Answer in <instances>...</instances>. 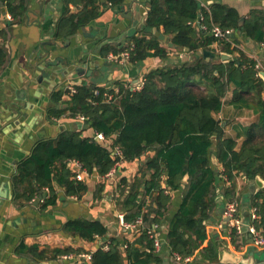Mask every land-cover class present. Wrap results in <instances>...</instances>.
<instances>
[{
	"label": "trees",
	"instance_id": "1",
	"mask_svg": "<svg viewBox=\"0 0 264 264\" xmlns=\"http://www.w3.org/2000/svg\"><path fill=\"white\" fill-rule=\"evenodd\" d=\"M2 1L16 22L26 15L30 3V0ZM63 1L79 11L62 17L55 32L57 38L65 39L77 33L101 15L102 0ZM126 1L106 0L104 4L118 7ZM161 27L165 35L173 36L175 46L187 49L194 59L152 70L145 75L140 91L122 84L118 85V93L90 85L77 86L68 104V117H85L95 134H102L104 141L111 143L98 142L95 136L86 137L82 130L62 131L56 138L37 142L30 156L18 163L13 177V200L18 207L33 203L40 192L48 190L39 204L41 212L46 213L57 205L60 188L67 197L83 199L87 194L88 185L75 178L77 172L71 163H79L89 175L108 179L119 162H133L150 151L155 152L125 196L128 179L120 178L118 186L119 205L133 206L125 214V222L134 224L142 220L140 236L134 242L124 237L110 238L105 243L108 250L99 247L92 253L90 264H163V257L157 253L155 234L150 231L165 218L171 202L170 191L183 185L187 186L184 202L170 223L167 243L171 255L182 260L193 257L207 238L204 223L218 204L211 149L216 150L222 166L220 175L227 182L225 198L236 199L239 176L248 180L264 177V79L257 76L254 58L232 48L236 42L233 37L218 39L212 33L215 27L233 35L240 31L264 45V12L254 10L243 18L236 9L223 4L207 10L197 0H151L146 29L133 36L124 48L105 46L103 55L129 51L130 62L136 64L153 57L165 58L166 48L152 34L153 29ZM7 37L8 32L0 29V39L6 41ZM215 43L218 48L212 49ZM204 50L232 58L225 62L209 60L201 54ZM8 58V51L0 44V71ZM229 92L233 93L231 104L235 108L251 110L257 117L255 123L243 128L244 140L239 149L236 138L225 136L224 127L216 117ZM63 94L55 92L53 102L58 104ZM106 95H112V100ZM65 112L55 108L49 111L54 118ZM116 149L121 151V156L115 154ZM187 175L188 182L184 184ZM104 190V184L96 185L95 201L103 198ZM252 205L257 216L252 224L264 235V189L254 196ZM62 229L88 242L104 239L108 234L102 222L85 218L70 220ZM229 231L238 247L241 235L235 228ZM16 251L38 262L57 263L64 255L84 253L83 249L71 247L41 250L37 245L27 246L24 241ZM203 251L207 260L217 259L213 245Z\"/></svg>",
	"mask_w": 264,
	"mask_h": 264
},
{
	"label": "crops",
	"instance_id": "2",
	"mask_svg": "<svg viewBox=\"0 0 264 264\" xmlns=\"http://www.w3.org/2000/svg\"><path fill=\"white\" fill-rule=\"evenodd\" d=\"M207 10L215 4L230 6L247 18L252 11L264 12V0H197ZM103 3V1H102ZM151 0H127L118 7L107 6L103 3L101 15L87 25V34L91 36L73 39L69 47L52 46L48 41L53 39V32L68 13L79 11L78 7L67 6L63 0H30L28 11L20 22H16L8 12L3 1L0 0V29L8 32L7 40L0 39L8 51V63L0 71V264H90L81 256L95 252L99 247L104 249L105 243L113 237H124L129 242H134L141 234V229H125L121 225L120 215L124 217L133 206L123 207L119 205L118 186L120 178L128 179V187L124 196L130 191L131 185L147 163L148 158L153 157L155 152H148L140 160L133 162L121 161L113 170H116L117 179L112 177L101 178L94 174L89 175L82 171L83 180L88 185V192L83 199L76 196L67 197L63 188L59 189L57 205L46 213L41 212L39 205L34 202L18 207L13 198H5L1 195L13 193V177L17 174L19 162L30 156L34 145L43 140L56 138L62 131H80L84 136L94 137L92 128L83 129L80 117L71 119L68 117V104L74 94L71 88L81 85H90L108 90H118L122 84L133 90L139 80H144L152 70L158 68L174 67L194 59V56L183 47H172L173 36L164 34V28L152 30L162 47L166 48L165 58L153 57L141 63L128 62L117 64L108 60L112 53L103 55V48H124L131 38L146 29V19L150 11ZM6 12V15L4 13ZM213 33V32H212ZM160 36V37H159ZM61 40L62 38L54 37ZM233 38L232 48L239 49L246 55L262 62L264 65V45L252 41L245 33L237 31ZM4 42V43H3ZM47 43L43 45L42 43ZM212 49L218 48L215 43ZM205 51V50H204ZM203 51H201V54ZM226 56L228 61L232 57ZM74 61V62H73ZM75 63V64H74ZM99 66V67H98ZM93 75L89 76V72ZM84 73V75H79ZM73 75L72 78L70 76ZM70 92H67V89ZM55 92H63L58 104L53 102ZM233 93L229 92L224 100L223 108L216 115L224 127L227 137L236 138L238 149L243 143V128L251 126L257 121L256 115L247 109H237L232 104ZM117 98L116 101H119ZM66 110L60 118L51 117L49 111ZM87 120V119H86ZM97 140V139H96ZM105 140V139H104ZM99 141L110 144L111 141ZM211 162L217 174V207L209 220L205 221L206 240L201 248L197 249L189 262H177L171 255L168 246V229L171 221L179 212L186 193L187 186L183 185L179 190L170 191L171 202L165 218L158 226H154L156 238L161 247L157 253L163 257V264L168 261L172 264H214L218 263L207 260L203 249L213 245L220 257L222 250L227 253L235 252L236 256L248 255L254 252L258 260L264 258V246H256L252 243V235L245 227L239 246L231 239L228 224L224 217V209L227 201L223 191L226 190L227 182L220 175L222 166L215 164L211 152ZM77 162L71 163L74 172H77ZM112 170V171H113ZM108 177V176H107ZM150 176L147 178L149 179ZM264 183V177L258 176ZM254 180H248L239 176L236 180V199L239 205L241 219L252 224L251 216L255 212L252 205L254 196L262 191ZM104 184L103 198L95 201L96 185ZM165 186V184H163ZM47 194L48 190L42 191ZM14 197V194H13ZM143 197V194L140 195ZM38 199V197H37ZM122 199V197H121ZM150 203V200H147ZM80 218L102 222L107 230V237L96 239L94 242L85 241L79 237H72L64 232L62 226L70 221ZM253 225V224H252ZM129 230V231H127ZM261 232V231H260ZM263 235V233L261 232ZM264 236V235H263ZM24 241L27 246L37 245L41 250L45 248H74L83 249L80 255H64L59 262L35 261L28 255L17 253V247ZM125 248V246H124ZM251 257L249 262L253 263ZM256 264V262H255Z\"/></svg>",
	"mask_w": 264,
	"mask_h": 264
},
{
	"label": "built area",
	"instance_id": "3",
	"mask_svg": "<svg viewBox=\"0 0 264 264\" xmlns=\"http://www.w3.org/2000/svg\"><path fill=\"white\" fill-rule=\"evenodd\" d=\"M213 34L218 39L232 38V36H233L232 32H230V31L225 32L218 27H215L213 29ZM108 60L111 62L117 63V64H125V63H128L130 61V53H129V51H123L122 53H120L118 55L113 54V55H110L108 57ZM256 70H257V76L261 77V73L264 72V65L262 64V62L257 61ZM143 85H144V80H142L140 85L135 86L133 91H140L143 88ZM71 91L73 93H75L76 88H71ZM95 93L98 95V91H95ZM116 93H118V90L116 91ZM106 96H107L108 100H112V97H113L112 95H106ZM80 120L82 122L87 121L85 117H80ZM96 139H98L99 141H102L105 138L102 134H98L96 136ZM115 154L118 156L122 155L121 151L118 149L115 150ZM77 168H78V170H77L75 178L79 181H82L83 180V173H82V167L79 163L77 164ZM115 173H116V170L111 171V173L108 174V177L113 178V176L116 175ZM224 217H225V219L226 218L228 219L227 224H228L229 228H235L237 233L239 235H241V234H243L245 227H247L249 229L251 235L254 238L253 243L259 247L264 246V236L261 234V232L259 230H257L254 225H252L250 223L247 224L241 219V216L239 213V205H238L236 199H231V200L227 201V203L225 205V209H224ZM256 218H257L256 212H254L251 216V221L255 220ZM120 221H121V225L125 229H132V230H138V227H140L142 224L141 219L138 220L134 224H129V223L124 221V217L122 215H120ZM150 232L153 233L154 230L150 231ZM154 234H155V232H154ZM154 237H155V245H156L157 249H159L161 247V243L156 238V236H154ZM104 250H108V246H105ZM81 257L86 261H91L92 254L91 253L85 254V255H82ZM174 258L177 262H180V263L181 262L186 263V262L190 261V258H186V259L182 260L181 257L178 255H175Z\"/></svg>",
	"mask_w": 264,
	"mask_h": 264
},
{
	"label": "water",
	"instance_id": "4",
	"mask_svg": "<svg viewBox=\"0 0 264 264\" xmlns=\"http://www.w3.org/2000/svg\"><path fill=\"white\" fill-rule=\"evenodd\" d=\"M103 3H105L106 0H102ZM4 15H6V12L4 13ZM146 27V25H145ZM53 35L54 37L56 36L55 33L53 32ZM87 36H91V35H88L87 34V26L85 27H82L80 31H78L77 33L75 34H72V35H69L67 38L65 39H61V40H58V39H55L53 37V39H50V41H48L47 43H49L50 45L52 46H55V45H58L60 47H69L72 40L73 39H76L78 40L80 37H87ZM234 36V35H233ZM232 36V37H233ZM160 37V36H159ZM46 42L45 43H42L43 45H46L47 44ZM170 46L172 47H175L174 44H170ZM203 56L206 58V59H214V60H219V59H222V60H226L227 57L226 56H218L216 54H214L213 52H209V51H203ZM74 62V61H73ZM75 64V63H74ZM99 67V66H98ZM79 75H84V73H80ZM89 76H92L93 75V71L91 70L88 74ZM73 75L70 76V78H72ZM261 77L264 79V72L261 73ZM141 80L138 81V85L141 84ZM94 88L97 87L96 85L93 86ZM67 92H70V89L68 88L67 89ZM83 129H90V126L88 124H83ZM98 140V139H97ZM211 152H214V149H211ZM212 160L215 164H218V159H217V156L216 155H213L212 156ZM117 175H114L113 178L114 179H117ZM188 178L189 176L187 175L185 178H184V184H186L188 182ZM256 183L260 186V187H264V183L260 180V178L258 177L256 179ZM222 193H225V191H223ZM2 197H5V198H10L12 199L13 198V193L10 192L9 194L6 193L5 195H1ZM46 198V194L43 193V192H40L39 196H38V199H36L34 201V205L35 206H38L40 204V202L42 200H44ZM226 222H228V219L226 218L225 219ZM254 242V238L252 236V243ZM249 258H248V255H243V256H239L237 255L236 256V253L235 252H232V253H227L225 250H222L221 253H220V257L217 255V259L216 261H218V263H214V264H250L249 260L251 257L254 258V261L253 263L251 262V264H264V258L261 259V260H258L254 257V252H250L249 253ZM215 262V261H213ZM164 264H172L171 262H168L166 261Z\"/></svg>",
	"mask_w": 264,
	"mask_h": 264
}]
</instances>
